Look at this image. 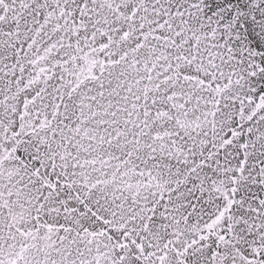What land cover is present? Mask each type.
<instances>
[{
  "label": "snow or ice",
  "instance_id": "6c2138e0",
  "mask_svg": "<svg viewBox=\"0 0 264 264\" xmlns=\"http://www.w3.org/2000/svg\"><path fill=\"white\" fill-rule=\"evenodd\" d=\"M0 264H264V0H0Z\"/></svg>",
  "mask_w": 264,
  "mask_h": 264
}]
</instances>
